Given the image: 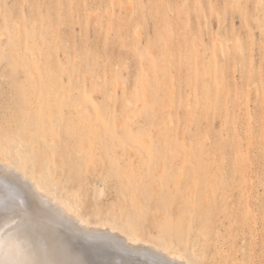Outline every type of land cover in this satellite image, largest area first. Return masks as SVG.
I'll use <instances>...</instances> for the list:
<instances>
[{"label": "rangeland", "instance_id": "1", "mask_svg": "<svg viewBox=\"0 0 264 264\" xmlns=\"http://www.w3.org/2000/svg\"><path fill=\"white\" fill-rule=\"evenodd\" d=\"M8 101L24 154L93 225L264 264V0H0Z\"/></svg>", "mask_w": 264, "mask_h": 264}, {"label": "bare ground", "instance_id": "2", "mask_svg": "<svg viewBox=\"0 0 264 264\" xmlns=\"http://www.w3.org/2000/svg\"><path fill=\"white\" fill-rule=\"evenodd\" d=\"M6 135L15 141L11 147L15 150L20 149L24 153L23 141L18 136V130L13 128L10 132L4 131V137ZM138 155L142 156L141 153ZM36 163L35 165L40 167L35 166V177L38 181L44 180L51 201L48 205L42 204L41 194L35 191L31 179V165L30 178L25 180L22 172L0 164V254L8 252L15 256L20 253L21 258L43 260L48 264H65L66 261L73 259H79L84 264H144L146 260L152 259V252L159 249L158 256L167 260L169 264H181L180 262L188 264L189 260H193L181 247H176L172 241L167 242V239H164L165 241L162 239L163 242H160L161 239L157 238L159 240L157 242L140 232L131 233L130 230L126 232L125 226H123L124 231H117L121 227L115 230V223V229L108 228L104 224L96 225L98 223L95 222L93 225L91 220L90 223L87 217L88 220L84 219L82 214L73 210V207L71 208L65 200L58 198L48 188L50 172L45 171L43 165ZM51 173L54 174L55 171ZM11 190L24 200V207L34 215L33 223L26 229L8 226L11 224V219H18L10 217L3 211L7 202L6 196ZM89 196L93 204L104 199L107 196L105 183L94 182ZM80 220L85 224L81 225ZM69 224L71 228L68 227ZM99 235L122 241L124 246L116 243H100L94 239Z\"/></svg>", "mask_w": 264, "mask_h": 264}, {"label": "snow or ice", "instance_id": "3", "mask_svg": "<svg viewBox=\"0 0 264 264\" xmlns=\"http://www.w3.org/2000/svg\"><path fill=\"white\" fill-rule=\"evenodd\" d=\"M234 8H242V4H234ZM17 120V115L13 110L12 104L10 101L6 102L3 108H0V129H3L5 133L12 131L13 123ZM55 124L53 125L52 132L53 136L55 137ZM5 140L7 146L0 144V164H4L10 169H15L18 172H22L24 175V179L28 180L29 177V161L31 160V179L32 183L35 187V191L40 195V200L42 204L48 205L51 203L49 199V193L44 186V180H37L35 177V145L33 146L34 151L33 153L24 154L20 151V149H16L13 151L11 145L15 143L13 139L5 136ZM45 143H47L45 139ZM53 147H55V139L53 140ZM49 173V177H50ZM6 204L3 209L5 214H9L10 217H17L18 219H11V224L8 226L18 228V229H26L29 225H31L34 221V215L30 212L27 208L24 207V200L19 197L14 190L8 192L6 196ZM79 223L84 225L85 222L80 220ZM71 228V224L68 225ZM96 239L100 243H116L121 246L123 245L122 241H115L108 237L99 235L95 236ZM66 250V249H65ZM160 250L157 249L156 251L152 252V259L146 260L144 264H169V262L161 257L158 256V252ZM7 255V254H6ZM3 264H48L47 261L37 260V259H25L21 258L20 253H17L15 256H11V258L5 259ZM65 264H84L83 261L79 259H73L71 261H66ZM188 264H199L198 261L189 260ZM243 264H248V261H244Z\"/></svg>", "mask_w": 264, "mask_h": 264}, {"label": "clouds", "instance_id": "4", "mask_svg": "<svg viewBox=\"0 0 264 264\" xmlns=\"http://www.w3.org/2000/svg\"><path fill=\"white\" fill-rule=\"evenodd\" d=\"M11 256H12V254L11 253H8V252H5L3 254H0V257H2V258H0V264H3V261L5 259L11 258Z\"/></svg>", "mask_w": 264, "mask_h": 264}]
</instances>
